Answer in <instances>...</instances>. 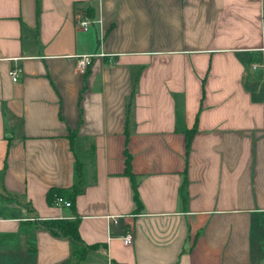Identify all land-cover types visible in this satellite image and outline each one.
<instances>
[{
  "label": "crops",
  "instance_id": "0c3cea01",
  "mask_svg": "<svg viewBox=\"0 0 264 264\" xmlns=\"http://www.w3.org/2000/svg\"><path fill=\"white\" fill-rule=\"evenodd\" d=\"M60 217L79 264H264V0H0V264H68Z\"/></svg>",
  "mask_w": 264,
  "mask_h": 264
},
{
  "label": "trees",
  "instance_id": "16d2710c",
  "mask_svg": "<svg viewBox=\"0 0 264 264\" xmlns=\"http://www.w3.org/2000/svg\"><path fill=\"white\" fill-rule=\"evenodd\" d=\"M83 9L85 10L86 14L93 16V9L90 6H85ZM38 11H39V3L37 2L36 6H35V16L37 18H38V16H37ZM137 76H138V74H136L134 76L133 82L131 84L132 87H131L130 94L133 93V90L135 87L134 83L137 79ZM130 103H131V101H130V96H129L126 114L128 112ZM126 120H127V118H126ZM125 160H126L125 172H127L132 178L133 174H131V172L129 170V160L127 158ZM131 188L133 189V194H132L133 200H134L135 204L137 205L135 207V209H139L141 204H140V200H139L138 195H137V191L135 189V182L133 180H132ZM69 189H70L69 190L70 193L66 195L64 193V191H62V188H49L46 191L47 192V199H48L49 203H51L54 195H56V194L57 195L61 194L71 201L74 194H76L78 192V187L76 185H73L72 187H69ZM180 195H181V197L183 196L182 190L180 192ZM77 222H78V220H76L75 217L72 219L61 218V217L60 218H47L43 221L44 225L47 228H49L50 230H52L54 233H56L58 235L67 236L70 239V254L66 260L68 262V264H79V262L85 256V254L90 250V248L93 247V245H95V244L88 245L82 241V239L80 238V235H78Z\"/></svg>",
  "mask_w": 264,
  "mask_h": 264
},
{
  "label": "built area",
  "instance_id": "2783aa9c",
  "mask_svg": "<svg viewBox=\"0 0 264 264\" xmlns=\"http://www.w3.org/2000/svg\"><path fill=\"white\" fill-rule=\"evenodd\" d=\"M93 21L92 18H89L87 16L84 15H79V17H76L75 19V24L78 28L80 29H85L87 28L88 24ZM91 53H83L77 56V69L78 71H80L81 73L84 72L85 68L87 67L88 63L91 61ZM21 72V67L17 64H12L11 67L8 69V75L10 76V78L12 80H16L19 78V74ZM51 204L54 206H59V205H65L68 206L70 205V200L67 199L66 197H64L63 195L59 194V195H54ZM108 219L111 222H116V216L117 215H107ZM133 239V235L130 231H126L124 232V234L122 235V241L124 243H130Z\"/></svg>",
  "mask_w": 264,
  "mask_h": 264
}]
</instances>
